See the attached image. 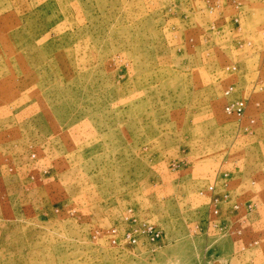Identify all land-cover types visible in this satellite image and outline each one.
<instances>
[{
    "label": "rangeland",
    "instance_id": "rangeland-1",
    "mask_svg": "<svg viewBox=\"0 0 264 264\" xmlns=\"http://www.w3.org/2000/svg\"><path fill=\"white\" fill-rule=\"evenodd\" d=\"M0 264H264V0H0Z\"/></svg>",
    "mask_w": 264,
    "mask_h": 264
},
{
    "label": "built area",
    "instance_id": "built-area-1",
    "mask_svg": "<svg viewBox=\"0 0 264 264\" xmlns=\"http://www.w3.org/2000/svg\"><path fill=\"white\" fill-rule=\"evenodd\" d=\"M243 110V103L240 100H233L230 104L225 107V111L228 114H240ZM147 231H153L151 225H149L146 229ZM146 230H142V232H146ZM154 234L157 236L159 235L158 231H154ZM135 240V239H133Z\"/></svg>",
    "mask_w": 264,
    "mask_h": 264
}]
</instances>
